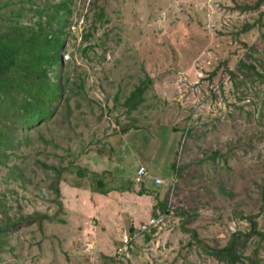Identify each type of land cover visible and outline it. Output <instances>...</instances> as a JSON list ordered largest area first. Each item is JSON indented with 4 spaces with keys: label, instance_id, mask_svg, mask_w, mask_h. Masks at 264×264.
Here are the masks:
<instances>
[{
    "label": "rangeland",
    "instance_id": "rangeland-1",
    "mask_svg": "<svg viewBox=\"0 0 264 264\" xmlns=\"http://www.w3.org/2000/svg\"><path fill=\"white\" fill-rule=\"evenodd\" d=\"M39 8L64 32L69 99L0 138V264H227L206 249L264 233V80L239 70L255 46L264 75V0H0V28ZM141 166L163 180L142 183L151 194L103 195L92 174L124 188ZM163 203L165 226L135 237ZM243 245L237 264H264V239Z\"/></svg>",
    "mask_w": 264,
    "mask_h": 264
},
{
    "label": "trees",
    "instance_id": "trees-1",
    "mask_svg": "<svg viewBox=\"0 0 264 264\" xmlns=\"http://www.w3.org/2000/svg\"><path fill=\"white\" fill-rule=\"evenodd\" d=\"M37 13L40 20L36 23H27L19 19L6 28H0V128L3 120L7 123L6 129H3L7 131L0 130V138L4 139V143L1 144L3 147L12 146L17 142L19 138L18 130L22 127L31 130L52 121L57 117L63 101L69 99L66 89L70 85L71 76L65 74L62 64L63 54H65L64 32L62 28L57 31H47L43 22L44 10L39 8ZM63 21L60 22L64 23L65 21ZM250 27V24H248L246 29ZM247 49L248 52H246L245 58L239 63V70L243 73L244 71H250L261 80H264V75L256 70L258 60L254 58V54L257 52V48L247 46ZM252 59L255 62H246V60ZM230 73L232 77L235 76V72ZM145 90L146 82L142 81L126 98V106L133 110L140 105L144 100ZM4 112L6 114H2ZM123 132H128L125 126ZM182 168V166L178 167V173ZM52 169L57 173L62 171L57 166H52ZM92 174L96 177L94 179L97 180L98 190L103 194L108 195L114 190L124 192L133 190L139 195L151 194L145 187H142L144 182L128 184L124 188H117L116 186L107 188V182L103 180L102 175ZM59 182L60 174L53 186L58 194H60ZM133 184L135 187H133ZM163 209V212H165V203H163ZM44 218L46 217L39 219L21 218L19 222L25 223L23 221L26 220L27 222L40 221ZM16 224L13 223L12 225ZM9 225L11 223L4 229L11 230ZM132 231L133 229H131ZM251 235H258L261 239H264V233L256 231V228L253 227L250 234H234L226 247L219 250L206 249V251L222 262L237 264L244 257L241 253V250L244 249L243 241ZM149 239L150 236L148 235L147 240ZM1 241L0 230V249Z\"/></svg>",
    "mask_w": 264,
    "mask_h": 264
},
{
    "label": "built area",
    "instance_id": "built-area-1",
    "mask_svg": "<svg viewBox=\"0 0 264 264\" xmlns=\"http://www.w3.org/2000/svg\"><path fill=\"white\" fill-rule=\"evenodd\" d=\"M150 179L149 172L145 166H141L137 171L136 182H145ZM157 184H161L163 180L161 178H155ZM174 214L171 208H168L164 213L157 214L151 217L145 224H142L135 232L134 236L137 237L139 234L150 232L152 229L160 228L165 226L170 217Z\"/></svg>",
    "mask_w": 264,
    "mask_h": 264
},
{
    "label": "crops",
    "instance_id": "crops-1",
    "mask_svg": "<svg viewBox=\"0 0 264 264\" xmlns=\"http://www.w3.org/2000/svg\"><path fill=\"white\" fill-rule=\"evenodd\" d=\"M148 172H149V176H150V179L152 178L153 180H154V182H155V178H158V177H154L153 178V176L151 175L152 174V172L150 171V169H148ZM151 173V174H150ZM163 183V182H162ZM115 191V190H114ZM113 192V191H112ZM112 192H110V194L112 193ZM103 195H106V194H103Z\"/></svg>",
    "mask_w": 264,
    "mask_h": 264
}]
</instances>
